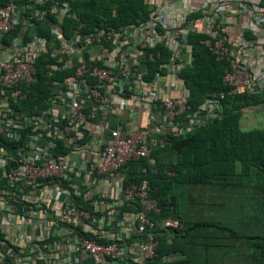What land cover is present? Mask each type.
Here are the masks:
<instances>
[{"label":"built area","instance_id":"obj_1","mask_svg":"<svg viewBox=\"0 0 264 264\" xmlns=\"http://www.w3.org/2000/svg\"><path fill=\"white\" fill-rule=\"evenodd\" d=\"M42 1L35 0V4ZM243 1L250 3V0H216L221 5L233 3L236 9ZM16 2L6 0L0 8V137L7 140L5 144L0 143V264H55L60 246L68 254L89 259L91 264L119 259L128 253L130 246L104 245L81 235L69 234L47 242L58 220L83 232L97 230L108 236L104 229L107 216H91L88 210L73 202L69 194L54 207L50 193L58 190L57 180L71 171L80 169L92 177L115 174L127 161L150 154L154 142L149 131L132 129L125 132L116 127L109 131L108 141L98 155L81 159L80 156L89 151L88 139L96 129L87 102L98 107L112 104L116 97L157 102L161 109L157 125L159 134L173 131L185 135L217 114L216 103L224 98L223 92L206 98L191 116L187 114L190 108L184 85L171 79L186 62L183 59L185 50H182L187 44L191 25L185 23V13L196 12L198 7L182 4L185 13L176 19L161 7L150 5L148 19L141 25L65 39L60 24L69 7L56 1L49 6L57 20L50 28L54 42L47 47L46 40L33 33L22 44L23 38L18 35L11 45L16 44L11 53V46L1 43V39L17 31L20 25L23 33V26L31 19L29 15L21 14ZM28 9L32 10L33 6ZM246 14L254 22V28L264 36V13L247 11ZM204 25L208 37L202 43L217 61L227 64L222 81L228 87V94L249 96L263 89L264 48L262 51L257 48L259 37L244 39L247 28L241 27L236 39L230 38L229 24L221 21L218 15L206 16ZM133 40L140 58L158 43L168 47L170 54L162 75L156 73L151 80L142 78L139 65L131 59L126 46ZM102 43H108L109 47H102ZM95 48L100 50L96 56L91 53ZM46 51L55 61L54 65H47L51 70L67 67L70 73L61 79L50 80V94L42 107L34 106L36 112H32L20 104L27 100L30 85L35 82L36 60ZM146 60H153L152 52L148 51ZM57 102L63 108L60 119L53 112ZM80 128L88 137L81 144L78 143L83 136ZM51 138L67 139L73 146L72 151L57 156ZM73 153L79 156L76 162L70 158ZM124 192L128 200L138 204L134 224L139 237L133 246L138 251L139 261L145 262L156 255L155 224L148 214L158 212L157 204L149 197L145 183L132 182L124 186ZM33 225L38 233L28 234L26 230ZM162 225L176 227L178 223L166 219ZM118 227L125 229L128 224L120 220ZM59 263L65 264V260H59Z\"/></svg>","mask_w":264,"mask_h":264},{"label":"trees","instance_id":"obj_2","mask_svg":"<svg viewBox=\"0 0 264 264\" xmlns=\"http://www.w3.org/2000/svg\"><path fill=\"white\" fill-rule=\"evenodd\" d=\"M56 1L69 7L60 24L65 39L141 25L148 19L150 8L148 0H43L39 5L35 0H17L21 14L29 15L31 19L23 26V33L20 25L17 31L5 35L1 43L11 46L14 38L21 35L23 44L32 32L43 37L47 47L50 46L54 42L50 28L57 20L49 6ZM5 3L6 0H0V8ZM28 6L33 9L29 10ZM225 6L213 4L211 13L198 8L185 18L191 29L182 51L189 50L190 58L180 70L190 108L187 114L192 116L206 98L223 92L224 98L216 103L217 114L185 135L173 131L159 134L148 157L127 161L119 169L123 174V187L132 182L145 183L149 197L156 201L158 212L148 214L155 224L156 255L145 262L139 261L138 251L133 246L139 237L134 221L128 226L131 230L123 232L116 227L114 230L119 231L113 234L107 225L104 229L109 235L100 236L97 230L83 232L58 220L47 242L69 234L81 235L104 245L130 246L127 254L103 264H264V128H240L242 110L264 104V88L249 96L229 95L228 87L222 81L227 64L217 61L202 43L208 35L197 26L209 14L221 18ZM238 11L263 14L264 0L243 1ZM80 24L82 26L78 28ZM254 37L253 30L247 28L244 39ZM102 47L108 48L109 44L102 43ZM148 51L153 54L152 61L146 60ZM148 51L144 52L147 70L142 73V78L151 80L156 73L163 74L170 50L158 43ZM54 64L47 51L37 58L35 82L31 83L27 100L20 107L36 112L34 106L41 108L50 94V80L69 76L70 68L53 71L47 66ZM80 129L83 136L79 144L88 139L84 129ZM51 140L57 156L67 155L73 149L67 139ZM0 143L5 144L7 140L1 136ZM57 183L91 216L107 213L96 211L90 200L83 201L75 196L65 177ZM120 211L135 217L138 204L127 200ZM166 219L175 220L178 225L163 227Z\"/></svg>","mask_w":264,"mask_h":264},{"label":"crops","instance_id":"obj_3","mask_svg":"<svg viewBox=\"0 0 264 264\" xmlns=\"http://www.w3.org/2000/svg\"><path fill=\"white\" fill-rule=\"evenodd\" d=\"M148 2L149 5L161 7L163 10L167 11L170 16L176 19L180 18V16L185 13V11L182 10V4H187L189 7L193 8H201L207 13H211L213 11V4H217L216 0H148ZM225 5H227L225 6L226 10L221 13L220 19L221 21L229 24V37L232 39L234 38L235 40L237 30L241 27L252 29L255 37H259L258 40L260 44L257 45V48L259 51H262L264 48V36L261 31H258V28H254V22H251L246 13L243 14V12L238 11L233 3ZM191 12L193 13L194 11ZM190 13H185V16L189 17ZM204 24L205 18L203 19V22L198 23L197 26L206 31ZM29 34L32 35V32ZM125 43L128 44V42ZM15 45L16 44H14L13 47H10L11 53L14 52ZM126 46L129 50V54L131 55V59L139 65L141 72L145 73L147 65L145 63V59L143 57L140 58V51H136L135 41H131ZM91 53L96 56L100 53V50L95 48L94 51L91 50ZM189 55V50H185L183 53L184 61L189 60ZM171 79L183 86L180 78V72L171 76ZM86 105L87 110L93 116V123L95 124L96 129L92 131V136L88 139L89 151L80 156L83 160L85 158L88 159L89 157L98 155L108 141L109 131L116 127L121 128L125 132L132 129L147 130L150 132L151 140L154 143L159 135L157 125L160 123L161 109L157 102L149 101L147 99L137 101L135 99L126 100L116 97L114 102L107 106L98 107L91 102H87ZM53 112L60 119L63 108L59 102L55 103L53 106ZM70 158L76 162L78 161L79 156L73 153L70 155ZM65 178L66 182H68L70 187H72L75 196L80 197L83 201L90 200L96 211L100 213L105 211L107 212L104 216L108 217L106 226L108 225L109 228L113 230L110 231L111 234H113V232H117L118 229H114L116 227L118 228L120 220L126 221L130 227L132 224L131 222L134 221V215L126 212L122 213L120 211V207L128 200L124 192V180L121 172L118 171L115 174L92 177L79 169L66 174ZM57 189L58 190H56L55 193H50L52 200L54 201V207L58 205L66 194H69V192L66 189H62V186L59 184ZM129 227L123 229V232L124 230H129ZM26 231L28 234H37L39 230L35 225H33ZM107 234L109 235L108 231ZM100 236L104 235L100 234ZM62 259L65 260V264H91L89 259L80 255L78 256V254H68L63 246H60L55 257V264H60L59 260Z\"/></svg>","mask_w":264,"mask_h":264},{"label":"rangeland","instance_id":"obj_4","mask_svg":"<svg viewBox=\"0 0 264 264\" xmlns=\"http://www.w3.org/2000/svg\"><path fill=\"white\" fill-rule=\"evenodd\" d=\"M240 128L242 130H251L254 128H264V104L258 106H251L242 110L240 118ZM253 177L252 182H254Z\"/></svg>","mask_w":264,"mask_h":264}]
</instances>
